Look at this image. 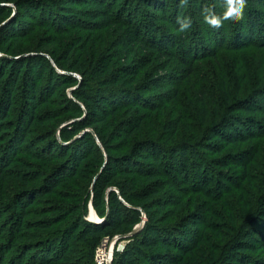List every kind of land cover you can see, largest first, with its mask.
<instances>
[{
    "label": "rangeland",
    "instance_id": "obj_1",
    "mask_svg": "<svg viewBox=\"0 0 264 264\" xmlns=\"http://www.w3.org/2000/svg\"><path fill=\"white\" fill-rule=\"evenodd\" d=\"M15 1L25 3L23 8L18 10ZM29 1L0 2V10H12L0 14V73H4L0 75V264H40L44 256L37 255V246L52 241L59 244V264H88L82 260L76 237L87 224L103 225L110 216L102 219L93 204L95 185L106 173L117 176L111 191L120 195L121 189L126 190L132 204L123 202L142 215L134 231L140 226L143 230L150 219L171 235L185 229L180 238L192 251L186 259L189 264L219 259L233 235L245 227L253 233L257 249L248 252V257L252 264H264L263 226L248 221L264 195V135L254 134L245 143H227L218 154L201 145L202 141L219 142L213 126L231 114L228 101L256 98L264 106V0H246L242 19L222 21L219 28L206 23L205 9L222 17L225 0H197L200 10L193 0H149L151 4L142 10L133 6L132 24L149 15L158 30L156 39L150 37L147 47L137 48L128 61L129 54H120L116 45L131 30L127 18L124 26L92 29L81 16H60L62 12L54 10L51 1L36 4L33 10ZM108 9L115 12L109 5ZM185 20L191 21V27L181 33L175 30ZM163 41L169 42L162 52L157 47ZM55 57L62 60L63 68ZM101 63L117 74L127 65H139L141 74L128 80L133 83L104 85L105 75L89 73V67ZM14 69L20 71L18 79L13 77ZM78 69H88L87 77ZM151 77L160 80L159 90L144 87ZM26 83L35 88L41 107L22 142L19 134L29 121L24 111ZM83 84L88 90H109L112 101L103 104L106 123L75 137L73 126L81 127L89 117L85 105L74 97ZM128 93L130 102L113 108L115 99ZM9 99L12 106L7 105ZM70 101L79 103L84 115L78 116ZM3 105L10 111L8 120H3ZM253 117L264 122L263 113ZM172 127H178L174 137ZM127 132L134 134L128 138ZM88 135L91 140L79 144ZM142 142L157 147L156 160L136 158V173L127 175L133 168L122 166L125 170L121 171L120 164L135 157ZM169 156L187 162L190 176L196 169L206 173L209 184H199L193 176L188 180L175 171L172 175ZM229 156L247 160L221 162ZM139 167L156 178L140 174ZM143 201H149L150 214L138 207ZM22 209L24 221L16 226L12 214ZM132 233L105 240L108 244L100 249L101 260L96 253L97 264H105L107 257L113 264L137 235ZM68 245L71 251H63ZM27 247L33 250L24 258L21 249Z\"/></svg>",
    "mask_w": 264,
    "mask_h": 264
},
{
    "label": "trees",
    "instance_id": "obj_2",
    "mask_svg": "<svg viewBox=\"0 0 264 264\" xmlns=\"http://www.w3.org/2000/svg\"><path fill=\"white\" fill-rule=\"evenodd\" d=\"M48 1H51L54 4L51 6L54 10L58 9L60 12H62L60 16L64 17L65 19H71L75 15L81 16L89 23L88 26L92 29H96V27L100 28V26L107 28H110L113 25L124 26L126 23L124 21L125 18L128 19L127 23L132 24V7L135 6L136 9L142 10L145 4H151V1L149 0H125L121 5H117L119 0ZM107 1H109V3L106 4ZM193 2H195L196 9L200 10L198 1L193 0ZM27 3H30L29 8L33 10L35 9L36 4L39 6L46 5V0H30ZM159 3H162V0H159ZM14 4L18 6L19 10V8H23V4L25 3H22L21 1H15ZM108 5L110 6V9L115 10L114 13L109 12ZM6 11H9V13L12 12V10L1 9L0 14L3 15V13ZM143 18V20L132 24V26L129 28L131 30L127 31L126 35L120 37L116 42V45L121 49L118 51L120 54H129L126 57L127 61L131 58L137 48L143 49L147 47L145 45L148 43L150 37H153V40L154 38L156 39L154 32H157L158 27H156L155 18L149 15H147V19L145 17ZM175 30L181 33L180 28H175ZM169 41H163L162 43H159L157 48L162 52L165 51ZM174 43L175 42L173 41V44ZM152 44H156V42L153 41ZM190 50H192V47ZM55 59L58 66L63 68L62 60H59L57 57H55ZM12 66L14 65H11L9 68H12ZM89 69V73L95 74L96 77L105 75L104 79H101L104 82V85H110L112 84V81L114 84H119L122 81L133 83V81L128 80H135L141 74L139 72V65H127L122 69L121 74H117L116 72L114 73L111 69L106 68L105 63L104 65L101 63L99 66L92 65L89 67ZM87 70L88 69H80L79 73L84 77H87ZM19 72L20 71L17 69H14L13 77L18 79L20 77ZM1 74L2 76L4 75L2 72L0 75ZM75 83L76 82L73 81V84ZM143 85L145 88L154 87L155 90H159L161 88L160 80L153 79L152 77L147 78ZM25 89L27 97L24 111L29 116V121H25V126H22V130L19 134V139L22 142H25L26 134L29 133L30 128L34 124L35 112L41 107L40 100H38L36 96L35 88L29 86V84L26 83ZM261 92H263L264 96V90ZM131 96L132 95L129 93L124 95L121 94V97H119V99H115V101L112 103L113 108H116L117 105L119 107L127 105L130 102ZM74 97L77 101L85 105L89 117L88 120L83 125H81V127L79 124L73 126V130L71 132L72 136L76 137L87 128H93L99 123L107 122L106 111L103 109V104L108 100L112 101L109 90H101L100 88L97 90H88L86 85L83 84L81 89L74 95ZM70 103L71 109L76 110L78 116L84 115V111L82 110L81 106H79V103L73 101H70ZM8 104H11V106L13 105L10 99L7 100V105ZM227 106V111H231V114L224 115L221 121L215 122L213 126V132L219 137V142L210 144L207 142L203 143L202 141L201 144L202 146H206V148L217 154L223 152L227 143H245L250 141L254 134H258L259 136L264 135V122L253 117L259 113L264 114V106H261L256 98L240 99L239 97H236L230 100V102L228 101ZM9 112V109H6V105H3V120H8L11 117ZM238 112H243L247 117L237 114ZM135 128L138 129L140 126L135 125ZM177 131L178 127H172L171 134L173 137L177 134ZM127 133L128 138L132 137L134 134V132ZM90 138L91 135H88V137L83 139L79 144L86 145L87 140ZM203 138L205 139L207 136ZM102 141L104 142L103 139ZM104 146L107 147L105 143ZM138 147V153L135 155V157L123 159L120 164L121 171L125 170L122 169V166H124L123 168H127V166L133 168L131 171H128L127 175H133V173H136L134 168V166L137 165L134 163L136 158L146 157V159H152L154 161L156 160L158 149L155 145H152L148 142H142L138 144ZM191 147L193 148V146ZM93 148L98 150L96 145H93ZM194 150H197L196 147ZM144 152L153 154L154 156L151 158L147 157V155H144ZM174 153L175 152H173V154ZM174 158L175 156H169L168 158V164L171 167L172 175L175 171L176 173H180L182 176H185V178L188 180L193 176V178L196 179L199 184H209V178L206 173H202L200 169H196L194 174L190 176L188 170L189 165L187 162L181 163V161ZM245 159L247 160V157L245 156H229L221 162L225 164H241L242 162L244 163ZM110 160L113 159L111 158ZM194 166L197 167L198 165L194 162ZM137 171L142 175H151L149 178L150 180H154L156 178L155 174L152 176V172L145 170L142 167H139ZM106 174L104 177L101 176L95 185L93 204L95 210L102 219L106 218L108 214L110 216L107 222H105L103 225L92 226L87 224L86 227L76 237L77 241L81 245L82 260H86L88 264H97L96 253L102 247L105 240H112L117 236H125L129 233H132L142 221L141 213L138 210L128 208L123 202L124 200L126 203L132 204V201L130 197H128L126 190L121 189L120 195L115 191H111V188L115 185L114 182L117 176H109ZM153 197L154 196H152V198ZM260 202L261 206L258 208L257 213L255 212V215L253 214V216L249 218L248 221L254 222L255 224H261L264 229V195L262 196ZM148 204L149 201H143L139 203L138 207L150 214L152 212V208L148 206ZM22 208H25V206L23 205ZM85 213V216H87V211H85ZM24 218L25 209H22L21 213L19 214L14 212L12 214L11 220L15 221L16 226H20V224H22L24 221ZM193 223L195 224V222ZM245 228L233 235L231 242L228 244V246H226L219 259L212 260L208 264H237L236 262L239 264H252V261L248 257L247 253L256 252L257 249L252 243L253 233L250 231L248 232V230ZM184 230H177L176 232L174 231L173 235L179 236L176 238L165 228L162 229L157 220L150 219L145 228L131 239V242L127 245L125 251L122 254L116 255V261L113 264H129L130 262L132 264H189L186 262V259L192 256V251L186 242H182L180 238L185 234ZM150 234H154V236ZM15 235L17 236L18 234L14 229V236ZM262 236L264 237V231H262ZM56 245L59 246L58 242L52 241L51 243L47 242L37 246V253L39 252L40 255L44 256V261L40 264H59V247L57 248ZM64 246V243L61 244V248ZM261 247L263 249L264 245ZM21 250L23 254L22 256L25 258L28 254H30V252H32L33 249L27 247ZM63 251H71L70 246L68 245L67 249H64ZM39 253L37 255H39Z\"/></svg>",
    "mask_w": 264,
    "mask_h": 264
},
{
    "label": "clouds",
    "instance_id": "obj_3",
    "mask_svg": "<svg viewBox=\"0 0 264 264\" xmlns=\"http://www.w3.org/2000/svg\"><path fill=\"white\" fill-rule=\"evenodd\" d=\"M225 5L226 8L222 17H218L212 13L210 9H205L208 14L204 17V19L208 25L219 28L222 26V21H238L242 19L244 8L246 6V0H225ZM180 24L181 31H185L191 27L190 20L182 21Z\"/></svg>",
    "mask_w": 264,
    "mask_h": 264
},
{
    "label": "built area",
    "instance_id": "obj_4",
    "mask_svg": "<svg viewBox=\"0 0 264 264\" xmlns=\"http://www.w3.org/2000/svg\"><path fill=\"white\" fill-rule=\"evenodd\" d=\"M107 241H109V240H107ZM109 242H110V241H109ZM106 244H108V242H107V243H104V244L102 245V247H103L104 245L106 246ZM102 247H101V248H102ZM101 248H100V249H101ZM100 249L98 250V257H99V259L101 260V258H100V254L102 253V250H100ZM110 262H111V260H108V259L105 260V261L103 260V263H105V264H109Z\"/></svg>",
    "mask_w": 264,
    "mask_h": 264
},
{
    "label": "water",
    "instance_id": "obj_5",
    "mask_svg": "<svg viewBox=\"0 0 264 264\" xmlns=\"http://www.w3.org/2000/svg\"><path fill=\"white\" fill-rule=\"evenodd\" d=\"M142 230V226L138 227L132 234L131 236H135L136 234H138L140 231ZM109 264H112L111 262Z\"/></svg>",
    "mask_w": 264,
    "mask_h": 264
},
{
    "label": "bare ground",
    "instance_id": "obj_6",
    "mask_svg": "<svg viewBox=\"0 0 264 264\" xmlns=\"http://www.w3.org/2000/svg\"><path fill=\"white\" fill-rule=\"evenodd\" d=\"M108 260H111L110 258L107 257Z\"/></svg>",
    "mask_w": 264,
    "mask_h": 264
}]
</instances>
